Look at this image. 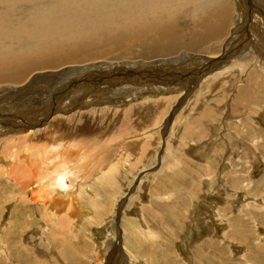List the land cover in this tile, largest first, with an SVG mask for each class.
<instances>
[{
	"label": "rangeland",
	"instance_id": "rangeland-1",
	"mask_svg": "<svg viewBox=\"0 0 264 264\" xmlns=\"http://www.w3.org/2000/svg\"><path fill=\"white\" fill-rule=\"evenodd\" d=\"M223 3L232 14L221 36L181 38L170 51L138 38L133 46L105 47L107 57L91 67L34 66L20 85L0 83L6 157L28 146L15 123L41 124L39 130L55 116L54 124L65 118L61 124L74 135L71 153L97 144L92 157L108 148L120 159L101 171L83 165L96 177L79 180L75 198L55 203L57 212L52 204L39 210L0 175V217L9 220L8 199L26 201V229L38 232L32 239L42 249L37 264H264V0ZM9 11L0 55L32 54L41 45L26 36L34 21L24 19L21 4ZM212 63L220 68L207 71ZM122 148L124 155L116 154Z\"/></svg>",
	"mask_w": 264,
	"mask_h": 264
},
{
	"label": "bare ground",
	"instance_id": "bare-ground-1",
	"mask_svg": "<svg viewBox=\"0 0 264 264\" xmlns=\"http://www.w3.org/2000/svg\"><path fill=\"white\" fill-rule=\"evenodd\" d=\"M19 4L23 5L26 12L24 19L34 21L32 28L26 33V36L38 37L41 45L39 48L32 50V54L28 52L15 55L12 51L9 52L10 54L8 52L2 53L0 55V83L8 80L12 84L24 82V77L35 67L42 68L39 71L56 67L60 64L76 67L87 65L89 67L91 65L89 61L101 58L104 55L107 57L108 52H106L107 50L105 51V47L109 49L117 47L121 42H125L124 45L133 46L132 43L138 38H143L142 42L144 43L151 41V43L155 44L156 42L159 45V49L170 51L179 46L178 40L181 38L185 39L186 37L190 38L194 36L200 40H206L221 36L229 26L228 22L231 20L232 14V6L224 5L223 0H0V5H3L0 8V28L5 27V19L13 14L9 9ZM247 12L245 10V14ZM259 19L262 22L264 21V17H259ZM80 23L83 24L82 30L78 29ZM261 34L262 32H260L261 37H256V35L255 37L260 40L263 38ZM146 38L149 39L146 40ZM236 48L238 47L235 43L233 46L225 48V52L231 54ZM47 57H49V60ZM205 63L209 64V61H205ZM21 67L23 68L21 69ZM209 67L210 69L207 71L210 72L220 68V66L217 67V64L213 63ZM9 69L12 71L9 72ZM127 70H129V73H134L129 67ZM5 73L8 76L4 79ZM252 73H255V71ZM246 91L247 87H244L243 93ZM234 102L237 103V100L235 99ZM162 103H159L157 106L160 111L165 108V104L163 105ZM20 109L25 110L23 107ZM51 116L49 115L48 117ZM57 121L58 119L54 116L52 121L47 120L46 124H42L43 127L39 130L36 129L41 124L34 125L30 123V125H20V127L14 122L18 130L23 131L20 134V138L28 146H25L22 152H20V149H17L9 157L0 152V175L6 176L8 180H12L13 186L19 188L18 190L24 194H27L29 196L27 200L37 205L39 210L48 209L49 204H52V210L55 212H57L56 208L60 202L67 201V204L75 198L76 190L74 188L79 184V180L84 178L90 181L92 177H96L94 172L88 173L85 170L86 166L83 165L91 164L92 162L93 166H96L95 169L101 171V169H105L106 167L118 166V161L120 160L118 156L111 155L108 152V148L105 151L101 150V153L92 157L91 155L97 149V144H94L90 148L81 146L76 152L71 153L70 149L74 144L72 142L74 135L70 136L72 134L69 128L61 124V121H65V118H61V121L54 124ZM55 126L57 129L54 128ZM63 130L67 133H62L61 131ZM43 138L49 139V141L41 142L40 139ZM7 140L9 141V139ZM30 141L35 142L28 144ZM33 143L34 147L31 146ZM98 144L103 148L101 142ZM148 145L142 147V152L144 150L148 151ZM123 153L122 148V152L116 154ZM35 160H38V162ZM126 161L124 160V162ZM34 185H36L35 189L33 188ZM58 191L63 192L62 195ZM67 197L69 199L64 200ZM8 200L9 206L7 209L8 211L10 210L9 220L5 216L0 217V223L6 226V228L0 226L1 239L5 244L3 250L5 255L0 257V264H37L38 252L42 249L38 248L36 241L34 242L32 239H35L36 235L39 236L38 232L26 229L25 218L28 216L25 214L26 206L24 207L23 204L26 201L21 200L22 203L13 204L14 201ZM75 202L77 203L78 201L75 200ZM55 203L58 204L56 205ZM86 211L82 210V212ZM45 212L48 211L45 210ZM31 223L34 224L36 222L32 219ZM7 250L9 253L6 252ZM42 256L43 254L41 253L40 260H42ZM59 260L62 261V258L60 257Z\"/></svg>",
	"mask_w": 264,
	"mask_h": 264
},
{
	"label": "water",
	"instance_id": "water-1",
	"mask_svg": "<svg viewBox=\"0 0 264 264\" xmlns=\"http://www.w3.org/2000/svg\"><path fill=\"white\" fill-rule=\"evenodd\" d=\"M115 228H116V227H115ZM115 230H116V229H115ZM115 232H116V231H115ZM115 242H116V241H115ZM116 243H117V242H116ZM116 243H115V244H116Z\"/></svg>",
	"mask_w": 264,
	"mask_h": 264
}]
</instances>
